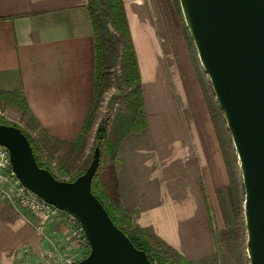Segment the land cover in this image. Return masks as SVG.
<instances>
[{
  "label": "crops",
  "instance_id": "1",
  "mask_svg": "<svg viewBox=\"0 0 264 264\" xmlns=\"http://www.w3.org/2000/svg\"><path fill=\"white\" fill-rule=\"evenodd\" d=\"M121 2L145 126L114 147L118 208L186 260L201 261L214 254V192L228 183L218 113L197 57L164 6ZM93 70L89 0H0V94L18 93L50 141L68 144L80 135L94 100ZM37 224L0 197V264H52L47 253L64 251L62 225L40 234Z\"/></svg>",
  "mask_w": 264,
  "mask_h": 264
},
{
  "label": "water",
  "instance_id": "2",
  "mask_svg": "<svg viewBox=\"0 0 264 264\" xmlns=\"http://www.w3.org/2000/svg\"><path fill=\"white\" fill-rule=\"evenodd\" d=\"M239 162L249 264H264V0H178ZM0 146L20 183L73 216L89 252L73 264H152L114 224L91 185L100 148L83 174L61 181L36 160L29 140L0 124Z\"/></svg>",
  "mask_w": 264,
  "mask_h": 264
},
{
  "label": "rangeland",
  "instance_id": "3",
  "mask_svg": "<svg viewBox=\"0 0 264 264\" xmlns=\"http://www.w3.org/2000/svg\"><path fill=\"white\" fill-rule=\"evenodd\" d=\"M105 8H95V17L100 20V23L107 29L112 47L115 50L114 61L110 69V85L108 89L98 100L96 110L94 111L93 123L88 129L85 137V148L83 156L80 158L69 157L74 159L75 166H84L85 162L92 161L93 151L96 146L95 131L96 126L102 118L110 117L108 126V145L101 147L100 163L98 177L95 179L93 192L98 196L102 204L109 208L110 202L102 194V187L100 185V176L108 168L112 166V158L115 153L114 147L118 141V136L124 125H122L127 112L124 108L125 97L127 95V86L125 83V66L123 64V42L119 32L113 27L110 22L107 6L109 0H103ZM164 6L167 18L171 24L180 26L183 36L189 44L192 53L197 57L195 47L189 36L184 19L180 10L178 0H156ZM167 20V21H168ZM198 60V57H197ZM199 62V60H198ZM200 64V63H199ZM203 86L204 90L211 100V105L218 113L220 142L222 143V152L227 172L228 183L223 189L214 192L213 208L209 215V222L212 228V236L214 241V254L201 261L192 262L193 264H249L246 253V232L244 222V191L242 187V179L239 171V162L234 151L231 137L225 126L223 114L219 110L215 97L212 93L208 77L203 72ZM18 94V93H17ZM19 95L13 103H0V121H4L5 125H16L30 137L38 139L41 130L31 118L28 111L24 108L19 100ZM15 103V104H14ZM21 103V104H20ZM213 116V115H212ZM217 122L216 115L213 116ZM223 132L224 137H221ZM225 139V140H224ZM51 144H53L51 142ZM57 152L53 157L49 158L47 152L38 153V158L41 163L46 165L51 173L61 181H70L72 176H76L78 172L74 167L69 173L61 172L60 160L68 153V146L66 144H55ZM108 147V149H107ZM89 163V164H90ZM89 166V165H88ZM87 169V168H86ZM82 171V170H81ZM6 171H0V186L7 189L8 184L5 178L8 179ZM2 178V179H1ZM131 220V219H130ZM132 222V221H131ZM63 230V252L54 251L56 253V261L52 264H73L85 256H87L89 249L82 250L77 248L72 242L67 229L61 226ZM65 241V242H64ZM68 246V248H66ZM160 249L166 250L163 246ZM174 259V254H171ZM47 258V257H46Z\"/></svg>",
  "mask_w": 264,
  "mask_h": 264
},
{
  "label": "trees",
  "instance_id": "4",
  "mask_svg": "<svg viewBox=\"0 0 264 264\" xmlns=\"http://www.w3.org/2000/svg\"><path fill=\"white\" fill-rule=\"evenodd\" d=\"M104 5L105 3L103 0H89V11L92 20L94 35V100L80 135L75 141L66 144L68 146V153L66 154L64 159L62 158V160H60L59 170L61 172L69 173L71 170L74 169V167L78 172L76 176H72L69 179L70 181H73L76 177L83 174L90 163L87 161L84 163L83 168H80V166H75L74 163L76 161L74 159L72 160L68 158H73L76 156L80 158L81 156H83L86 133L93 123V115L99 102L98 100L110 85V69L114 61L115 50L112 47V41L110 39L107 29H105V27L100 23V20L95 17L94 11L95 8H105ZM106 6L110 22L113 27L119 32L123 42L122 59L123 64L125 66V83L128 89L124 102V108L127 112V116L124 118V121L122 123V125L124 126L122 128V131H120V135L118 136V139H120L126 133L130 131L137 132L145 126L143 120V104L140 89V75L136 56L131 43L123 4L121 0H109V4ZM17 96V93L0 94V103H13L16 100ZM20 102L23 104L22 101ZM24 108L26 109L25 106ZM109 123L110 117L107 116L105 118H102L96 126L95 141L96 146L100 148V151L101 147L107 146L109 144ZM0 124L5 125V122L0 121ZM12 126L19 128L16 125ZM21 131L29 140L39 166L41 168L49 170L46 165L39 161L38 153L43 151L47 152V156L51 158L57 152L55 144L62 143L50 141V138H48L42 131L40 132L41 135L38 139L30 137L22 129ZM51 142L53 144H51ZM98 172L99 167L92 181V192L95 185V179H97L98 177ZM99 181L102 187V194L105 198H107V200H109L111 205L109 208H106L103 205L110 218L112 219L114 224L128 237V239L137 249L145 252L147 258L152 264H193L192 262L186 260L184 257L180 256L173 249L166 246L162 241L157 239L149 230L139 229L131 222L129 216L118 208L117 182L114 166H111L105 172H103L100 176ZM96 197L102 203L101 199L98 196ZM160 246H163L166 250L160 249ZM170 253L174 254V259L172 258Z\"/></svg>",
  "mask_w": 264,
  "mask_h": 264
},
{
  "label": "built area",
  "instance_id": "5",
  "mask_svg": "<svg viewBox=\"0 0 264 264\" xmlns=\"http://www.w3.org/2000/svg\"><path fill=\"white\" fill-rule=\"evenodd\" d=\"M0 171H6L9 176L8 179H4L8 184L7 189L0 186V197L5 201L10 202L17 208L35 215L38 218V224L36 225L38 233L45 234L47 226L57 222L67 229L71 242L77 248L82 250L89 249L83 228L80 226L78 221L70 214L46 203L37 195L25 188L11 170L7 149L1 146ZM46 257L51 262L56 261V253L54 251L48 252Z\"/></svg>",
  "mask_w": 264,
  "mask_h": 264
}]
</instances>
